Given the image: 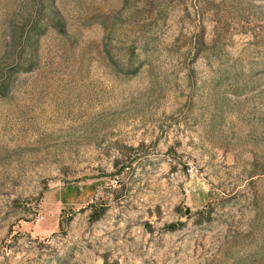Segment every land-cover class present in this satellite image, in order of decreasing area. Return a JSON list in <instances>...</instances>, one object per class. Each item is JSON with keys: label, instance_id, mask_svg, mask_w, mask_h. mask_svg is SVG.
Returning a JSON list of instances; mask_svg holds the SVG:
<instances>
[{"label": "rangeland", "instance_id": "1", "mask_svg": "<svg viewBox=\"0 0 264 264\" xmlns=\"http://www.w3.org/2000/svg\"><path fill=\"white\" fill-rule=\"evenodd\" d=\"M53 9L0 96V264H264V0H0V69Z\"/></svg>", "mask_w": 264, "mask_h": 264}, {"label": "trees", "instance_id": "2", "mask_svg": "<svg viewBox=\"0 0 264 264\" xmlns=\"http://www.w3.org/2000/svg\"><path fill=\"white\" fill-rule=\"evenodd\" d=\"M47 20H44L42 22V19L33 20L30 23L29 28L26 31V39L23 41L21 36V41L16 42L11 50L13 49L12 53H9V57H12L13 62L15 63L14 69L12 70H2L0 69V96L6 95L17 77V72L20 71H27L28 70V63L26 66V63L24 61L28 60L29 65H33L35 62L37 55V49L39 47V39L42 35L45 34L47 26H43L44 24H49L50 26L58 29L59 31L63 32L65 30V24H63L61 17L59 16V13L57 10L53 9L52 15L50 13V16L47 17ZM25 30V29H24ZM16 33V30H13ZM25 31H23L24 34ZM15 37V36H14ZM16 40V39H15ZM30 43L31 49L24 54V52H21L20 50L25 49L27 44ZM7 53V54H8ZM100 217V215H99ZM98 218V216H97ZM96 218V219H97Z\"/></svg>", "mask_w": 264, "mask_h": 264}, {"label": "built area", "instance_id": "3", "mask_svg": "<svg viewBox=\"0 0 264 264\" xmlns=\"http://www.w3.org/2000/svg\"><path fill=\"white\" fill-rule=\"evenodd\" d=\"M40 219H42V217Z\"/></svg>", "mask_w": 264, "mask_h": 264}]
</instances>
